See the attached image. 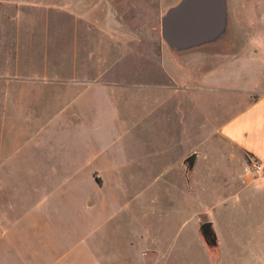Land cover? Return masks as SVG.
I'll return each instance as SVG.
<instances>
[{
	"label": "rangeland",
	"instance_id": "rangeland-1",
	"mask_svg": "<svg viewBox=\"0 0 264 264\" xmlns=\"http://www.w3.org/2000/svg\"><path fill=\"white\" fill-rule=\"evenodd\" d=\"M248 16L254 28L236 32V43L230 25L219 43L182 54L166 49L161 35L157 47L143 35L147 41L142 42V53L138 44L137 53L127 44L117 51L127 57L116 61L87 59L80 52V35L67 38L62 27L48 31L32 15L30 24L37 26L24 30L17 52L2 46L8 43L6 38L0 40V264L13 262L15 253L25 255L14 251L12 238V223L22 215V207L9 214L16 190H42L44 175L38 173L52 172L74 154L114 173L95 176L100 182L106 178V183L94 190V200H109L100 215L105 217L101 225L106 227L109 247L120 256L130 253L125 249L129 243L124 248L125 239L137 236L142 245L140 264H264V240L255 236L252 219L244 218L239 227L247 247L232 243L230 191H216L224 205L213 212L208 200L190 202L184 193V174L175 163L179 155L228 150L210 135L245 107L247 95L240 93L264 89V1ZM238 21L244 22L243 15ZM133 53L140 59H133ZM69 176L71 180L51 193L77 187L80 192V173ZM117 195L121 202L111 199ZM38 198L24 206L28 215L62 231L54 216L66 213L68 205L62 202L49 211V204L42 201L35 215L31 210ZM205 222H211L207 238L201 229ZM152 238L168 248L156 252Z\"/></svg>",
	"mask_w": 264,
	"mask_h": 264
},
{
	"label": "crops",
	"instance_id": "crops-1",
	"mask_svg": "<svg viewBox=\"0 0 264 264\" xmlns=\"http://www.w3.org/2000/svg\"><path fill=\"white\" fill-rule=\"evenodd\" d=\"M179 1L0 0V40L6 38L8 43H3L2 46L14 47L17 52L24 30L29 29V25H32L31 30L37 26L30 24V20L36 17L34 19L38 18L40 27L46 28L48 31L62 27L65 33L68 32L67 38H78L80 35L82 40L80 52H84L83 54L89 60L92 57L95 59L110 57L115 61L123 60L127 57L126 53L120 56L117 51H123L128 46L127 44L133 46L134 53H137L136 45L138 44V53H142V42L143 40L147 41L143 35H149L150 40L155 42L156 47L158 46L159 35H161L160 19L169 8ZM260 1L264 0H227V26L230 25V29L235 32L233 33L235 43L238 39L236 32L248 30L250 32L252 27L254 28L248 13ZM230 15L232 16L229 17ZM240 15H243V23L238 21ZM12 34L17 37L11 39ZM224 37L214 44L222 41ZM249 38L250 35L247 34L246 43ZM162 43L166 49L174 52L163 40ZM156 53L155 61L159 58L157 48ZM17 54H20V50ZM134 56H132L133 59H140L136 54ZM204 57L208 58L209 56L205 55ZM216 57L220 58L223 55ZM198 74L199 79H203V73L200 71ZM168 75L169 79H174L171 74ZM256 88L258 89V87ZM256 88L253 87L248 92L240 93L247 95L245 107L221 123L214 134L210 135V140L219 143L220 146L225 143L228 150L214 149L206 151L204 154L193 152L195 160L192 166L186 163V158L191 154L187 157L179 155L175 159L177 167H180L184 174V193L190 202L208 200L212 204L211 212H213L216 206L224 205L223 196H219L216 191H230L231 240L236 248L239 245L246 248L249 244L243 241L244 236L242 231H239L240 222L244 218L248 222V218L252 219L255 224V236L264 240V89L257 90ZM59 128L65 127L59 126ZM43 152L40 151V155ZM44 153L43 156H45ZM87 159L78 154L65 157L52 172L44 169V172L38 173L44 175V177L40 176L42 190L38 187H34L30 191L16 190L9 214H11V210L17 214V208L22 207V215L12 223V238L14 251L23 252L25 255L20 257L15 253L13 262H8V264L141 263H137L142 249V245L137 243V236L124 241V248L129 243V248H125L130 251L128 257H126V251L120 256L118 251H114L115 249L112 251V248L109 247L105 234L106 227L101 225L104 223L105 217L100 216L109 200L105 198L94 200V190L99 191L106 183V178L103 177V181L100 182L101 180L99 181L95 176L106 174L112 176L114 173L110 168L105 170L103 167L95 166L91 160ZM57 161H60L59 158ZM255 164L262 167L260 172L254 170ZM72 173H80L82 176L81 191L79 192L77 187L68 190V192L52 194L51 192H54L56 186L63 187L66 182L71 180V177L75 176L70 177L69 174ZM42 192H44V197H41ZM20 194L22 198L19 197ZM155 196V200L159 201V194ZM34 197L39 198L34 205L36 207H32V210L30 207L33 213L38 211V208L41 207L38 205L42 201L43 205L49 204V211L57 209L59 203L62 202L68 205L69 210L66 213L62 214L58 211L54 216V220L64 227L62 231L60 230L61 232L53 230L45 222H41L42 220L39 224L35 213L36 216H32V213L28 215L24 206H31ZM116 198L112 197L111 199L121 202L122 198L119 195ZM215 202L219 204L216 205ZM98 203L101 206L98 205L96 208ZM141 209H143L142 204ZM95 212L98 216L89 215ZM5 219L8 221V218ZM0 220H2L1 217ZM78 235L82 237L78 238ZM139 235L140 238H143L142 232ZM120 237L121 235L118 236V238ZM71 240H74V243ZM239 240L242 241L239 242ZM165 247L167 245L162 246L152 238L151 248L153 250L159 252L158 248ZM262 247L264 249V243H262ZM261 253L264 254V250Z\"/></svg>",
	"mask_w": 264,
	"mask_h": 264
},
{
	"label": "water",
	"instance_id": "water-1",
	"mask_svg": "<svg viewBox=\"0 0 264 264\" xmlns=\"http://www.w3.org/2000/svg\"><path fill=\"white\" fill-rule=\"evenodd\" d=\"M227 24V0H180L161 17L160 33L171 50L186 53L222 39ZM194 160L191 154L186 163L192 166ZM201 229L211 231V223H203Z\"/></svg>",
	"mask_w": 264,
	"mask_h": 264
},
{
	"label": "built area",
	"instance_id": "built-area-1",
	"mask_svg": "<svg viewBox=\"0 0 264 264\" xmlns=\"http://www.w3.org/2000/svg\"><path fill=\"white\" fill-rule=\"evenodd\" d=\"M253 168L256 172H260L262 170V167L259 164H255Z\"/></svg>",
	"mask_w": 264,
	"mask_h": 264
},
{
	"label": "flooded vegetation",
	"instance_id": "flooded-vegetation-1",
	"mask_svg": "<svg viewBox=\"0 0 264 264\" xmlns=\"http://www.w3.org/2000/svg\"><path fill=\"white\" fill-rule=\"evenodd\" d=\"M202 232H204V235L208 237L211 231L203 229Z\"/></svg>",
	"mask_w": 264,
	"mask_h": 264
},
{
	"label": "trees",
	"instance_id": "trees-1",
	"mask_svg": "<svg viewBox=\"0 0 264 264\" xmlns=\"http://www.w3.org/2000/svg\"><path fill=\"white\" fill-rule=\"evenodd\" d=\"M211 236V235H210ZM206 238H207V236H205ZM212 239H214L213 237H212Z\"/></svg>",
	"mask_w": 264,
	"mask_h": 264
}]
</instances>
